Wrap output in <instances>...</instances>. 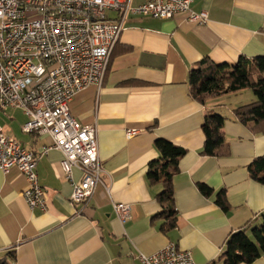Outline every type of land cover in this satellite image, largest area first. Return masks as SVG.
Listing matches in <instances>:
<instances>
[{
  "label": "crops",
  "instance_id": "1",
  "mask_svg": "<svg viewBox=\"0 0 264 264\" xmlns=\"http://www.w3.org/2000/svg\"><path fill=\"white\" fill-rule=\"evenodd\" d=\"M191 9L207 14L204 25L189 23L185 14L166 20L129 15L102 85L86 87L69 103L73 118L96 126L102 165L101 184L81 213L70 204L72 187L61 173L60 151L50 150L36 164L45 211L26 205V183L16 168L0 170V259L14 250L12 264H141L139 254L173 243L196 264H222L217 259L228 236L261 223L264 186L247 168L264 157V132L233 116L256 97L245 89L201 104L189 94L188 72L203 59L220 65L264 57V0H194ZM209 112L225 118L226 157L200 153ZM0 119L3 131L34 154L51 143L47 136L22 132L26 117L19 109L0 111ZM157 139L185 150L172 178L176 228L167 233L160 230L163 220L154 219L161 212L156 196L162 186L146 177L158 155ZM72 176L81 179L77 170ZM199 183L212 194L202 195ZM221 190L227 211L215 203ZM113 204L129 205L130 218L119 221ZM251 264H264V257Z\"/></svg>",
  "mask_w": 264,
  "mask_h": 264
},
{
  "label": "built area",
  "instance_id": "2",
  "mask_svg": "<svg viewBox=\"0 0 264 264\" xmlns=\"http://www.w3.org/2000/svg\"><path fill=\"white\" fill-rule=\"evenodd\" d=\"M193 1L144 0L133 6L131 0H0V111L21 110L26 117L22 132L51 141L34 154L0 125V170L16 168L23 176L22 197L29 209H46L36 164L50 150L63 155L60 170L71 183L69 201L76 213L89 203L101 184L97 129L73 118L69 103L86 87L102 85L129 15L166 20L185 14L189 23L204 25L207 14L193 12ZM73 170L80 173L79 182ZM112 209L122 223L130 218L129 205L113 204ZM138 260L196 264L189 251L173 243L152 255L139 254Z\"/></svg>",
  "mask_w": 264,
  "mask_h": 264
},
{
  "label": "trees",
  "instance_id": "3",
  "mask_svg": "<svg viewBox=\"0 0 264 264\" xmlns=\"http://www.w3.org/2000/svg\"><path fill=\"white\" fill-rule=\"evenodd\" d=\"M111 55V54H110ZM189 94L197 102L205 104L210 99L237 93L249 89L256 101L236 108L234 118L250 130L264 132V57L247 60L240 57L234 64L217 65L209 59H203L188 72ZM225 118L215 112L204 116L201 126L204 142L201 155L208 157H226L229 147L225 142L223 125ZM157 158L148 164L146 177L149 184H161L162 191L156 196L161 212L154 219H161L160 230L167 233L176 228L177 213L174 207L172 178L178 172V162L185 150L169 141H155ZM249 177L264 186V157L254 159L247 168ZM199 192L210 196L212 190L204 184H198ZM215 203L223 210H228L225 193L219 191ZM261 223H249L231 233L224 243V249L217 261L222 264H251L264 257V212L260 215ZM14 250L0 259V264H12Z\"/></svg>",
  "mask_w": 264,
  "mask_h": 264
},
{
  "label": "rangeland",
  "instance_id": "4",
  "mask_svg": "<svg viewBox=\"0 0 264 264\" xmlns=\"http://www.w3.org/2000/svg\"><path fill=\"white\" fill-rule=\"evenodd\" d=\"M246 91L248 92V93H253L251 90H249V89H246ZM1 120V119H0ZM0 124H2V121H0Z\"/></svg>",
  "mask_w": 264,
  "mask_h": 264
}]
</instances>
